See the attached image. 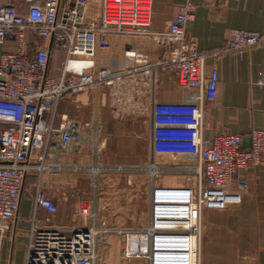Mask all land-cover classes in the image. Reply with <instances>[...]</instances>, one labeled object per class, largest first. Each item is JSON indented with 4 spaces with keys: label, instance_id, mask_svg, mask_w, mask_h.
<instances>
[{
    "label": "built area",
    "instance_id": "1",
    "mask_svg": "<svg viewBox=\"0 0 264 264\" xmlns=\"http://www.w3.org/2000/svg\"><path fill=\"white\" fill-rule=\"evenodd\" d=\"M24 1L25 13L13 4L0 6V46L5 48L0 56V263L4 241L19 218L26 181L34 178L32 230L24 264H106L102 250L114 239L123 264H199L204 211L240 204L249 188L246 170L264 166V130H254L248 146L237 134L206 139L205 107L217 98L220 59L264 49V34L239 31L222 46L202 51L186 30L195 20L192 2L179 8L166 31L155 32L152 0ZM115 36L150 38L166 49V55L147 62L127 44L121 47L122 69L98 64L100 51L115 48ZM39 39L48 40V45L40 46ZM9 44L12 50L6 49ZM55 53L63 56L56 77L51 75ZM210 59L213 62L207 66ZM75 63L81 68L74 69ZM167 71L175 73L176 85L185 94L182 102L157 99L158 74ZM257 84L264 87L262 75ZM107 89L116 117L144 120L148 155L142 168L111 171L101 166L105 144L99 120L85 123L84 133L60 114L64 98L85 91L98 98ZM87 139L93 165L56 162L71 146L82 148ZM164 157L187 165H158ZM83 170L92 172L94 198L76 202L69 224L39 225L41 210L52 216L59 213V204L45 191V180L49 176L71 180ZM160 172L186 173L188 178L165 184L157 177ZM115 173L127 175L129 184L132 173L146 176L149 208L142 225L124 228L100 218L98 179ZM71 197L61 191L63 201Z\"/></svg>",
    "mask_w": 264,
    "mask_h": 264
},
{
    "label": "crops",
    "instance_id": "2",
    "mask_svg": "<svg viewBox=\"0 0 264 264\" xmlns=\"http://www.w3.org/2000/svg\"><path fill=\"white\" fill-rule=\"evenodd\" d=\"M187 2L195 6V20L187 24V34L196 40L202 51L222 46L239 31L264 34V0H229L221 4L207 0H152V30L166 31L179 8ZM8 4L16 6L20 13H25L28 7L24 0H0V6ZM29 39L33 41L31 36ZM37 43L47 46L49 41L39 39ZM114 44L112 52L100 51L96 61L116 71L124 66L125 57L121 47L127 44L134 46L138 54L146 57L147 62L159 61L166 55V49L150 38L115 36ZM4 49L0 46V56ZM6 49L12 50L13 46L9 44ZM62 60V54L52 55V76L60 74ZM212 62L208 60L207 66ZM72 67L79 69L81 64L75 63ZM260 75L264 78L262 48L249 50L242 57L230 53L220 59L217 98L205 107L206 139L221 133H231L240 135L243 145L248 146L251 133L264 130V87L257 84ZM175 81L173 71L158 74L156 93L159 102L178 103L184 100L185 94ZM111 103L108 89L98 98L93 97L91 91H85L67 97L60 107V114L68 116L84 133L85 123L99 120L100 136L105 144L100 154L101 166L111 168V171L118 167L128 171L142 168L148 155V135L144 120L127 115L116 117ZM82 144L80 149L71 146L56 162L64 161L70 167L93 165L90 141L87 139ZM246 173L249 188L243 192L240 204L224 210L204 211L199 264H264V166H250ZM88 180L92 182V172L89 170L78 172L71 180L49 176L44 182V188L49 198L59 204V213L52 216L41 210L38 214L39 225L64 224L67 218L70 221L73 207L79 199L94 198L92 183ZM34 182V178L26 181L19 218L4 241L0 264L25 262L32 230V198L27 194V189L34 186ZM61 191L72 196L68 202L62 200ZM16 247L19 255L17 259L13 253ZM102 251L107 257L106 264H123L121 247L116 239Z\"/></svg>",
    "mask_w": 264,
    "mask_h": 264
},
{
    "label": "rangeland",
    "instance_id": "3",
    "mask_svg": "<svg viewBox=\"0 0 264 264\" xmlns=\"http://www.w3.org/2000/svg\"><path fill=\"white\" fill-rule=\"evenodd\" d=\"M64 100H66V98H64L63 101ZM157 164H165L170 167H183L187 165V163L181 159L172 160L165 157L159 158ZM157 177L161 183L165 184L182 183L187 181L188 175L186 173L172 174L160 172L157 174ZM131 178L132 180L129 184L128 176L111 174L100 175L97 183V193L101 219L110 220L113 224L124 228L142 225L145 222L149 208V186L145 176H135L134 174ZM88 181L92 183L90 180ZM89 188L91 192L94 190H92L91 186H89ZM34 189V186L27 189V194H29L31 198H33ZM64 221V224H69L68 218ZM13 253L14 258L17 259L19 257L17 247L14 249Z\"/></svg>",
    "mask_w": 264,
    "mask_h": 264
}]
</instances>
